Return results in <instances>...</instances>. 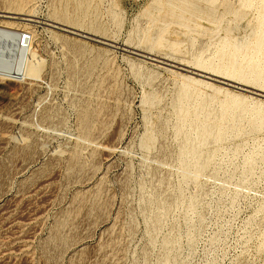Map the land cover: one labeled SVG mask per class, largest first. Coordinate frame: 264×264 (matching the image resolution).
Wrapping results in <instances>:
<instances>
[{
	"label": "rangeland",
	"instance_id": "374dc122",
	"mask_svg": "<svg viewBox=\"0 0 264 264\" xmlns=\"http://www.w3.org/2000/svg\"><path fill=\"white\" fill-rule=\"evenodd\" d=\"M167 1L33 0V21L0 17L44 61L32 83L0 76V264H264V98L185 71L264 94V0L187 13L151 50ZM234 93L242 116L222 117ZM201 123L223 137L200 143Z\"/></svg>",
	"mask_w": 264,
	"mask_h": 264
},
{
	"label": "bare ground",
	"instance_id": "6f19581e",
	"mask_svg": "<svg viewBox=\"0 0 264 264\" xmlns=\"http://www.w3.org/2000/svg\"><path fill=\"white\" fill-rule=\"evenodd\" d=\"M15 5H12L14 7H8L9 9H0V17L7 18V19H17L18 17L16 15H25L27 18L25 20L27 21H33V11H32V1L33 0H14ZM201 0H168L166 3L163 4V6H159L161 12H163L156 20H163L165 22H168L167 24L163 25V27L159 30V33L157 34L156 38L148 39L146 41H143L145 45L151 48V50L158 48V47H164L166 45L164 33L168 30V27L172 22H178L183 24L187 28H191L193 25L192 18L186 17V14L188 13L190 16H197V15H207L211 16L214 12V6L219 2V0H208L210 2V7L206 10L202 9L200 6ZM251 1V0H247ZM169 5V7H168ZM227 9L229 12L240 16L243 13V10H237L234 9L231 4L227 5ZM87 11V8L84 9V12ZM62 22H66V24L61 23L59 21H53L56 23H59L67 28H72L78 31H83V23L82 21L76 20V21H67V19L63 18L60 19ZM67 22H69L67 24ZM196 24V23H195ZM54 26V25H53ZM263 33L259 35L257 38V41L255 43L254 48L256 49L257 53L260 54L261 52H264V14H263ZM90 31V29H89ZM87 31V33H90ZM97 31V30H95ZM21 33L24 31H20ZM99 32V31H98ZM30 34V41L28 43L27 47H24L21 42V36L19 34V31L9 27L4 26L0 27V76L15 80H26L29 79L30 83L33 81H37L40 77L44 61L37 57L36 52L33 50L32 42H33V34L32 32H29ZM92 34V33H90ZM103 37H106V34L100 33ZM102 37V38H103ZM169 47L175 51L176 50V43L175 42H168ZM244 44V43H243ZM243 44L238 45V51L239 53L240 48L244 47ZM150 54V53H149ZM166 59V58H165ZM200 66L205 67L203 63H198ZM195 68V67H192ZM196 70L203 72L204 74H208V71L201 69V68H195ZM206 74V75H207ZM214 76H217L219 78H223L226 80H230L231 82L234 81L238 84H244L245 83L241 81L234 80L232 78L224 77L221 75H217L214 73ZM241 75H247V73L240 72ZM188 78L195 82V83H201L206 85H215L212 82L199 79L197 77L187 75ZM245 77V76H241ZM32 81V82H31ZM190 86L188 85L186 87V94L185 96L188 97ZM185 96H182L181 99H186ZM155 97H147L146 102L147 103H154ZM246 101V97L240 96L239 93H234L230 96V98L227 100L226 107L223 110L222 117H234L237 119L238 117H241L242 114L239 113L237 110L243 109L244 102ZM258 106L260 107L257 115V120L254 123L255 129H260L264 127V101L258 102ZM206 107V104L204 102L200 103L196 112V118H199L200 111L204 110ZM245 107V106H244ZM199 132V139L200 143H207L208 141L212 139H220L223 137L224 133L221 128H215L211 123H201L198 125ZM89 129H86V132H88ZM198 146L197 144H194L191 142L188 144L186 148V152H184L186 155L190 154H197ZM111 151V148L108 149V151Z\"/></svg>",
	"mask_w": 264,
	"mask_h": 264
},
{
	"label": "water",
	"instance_id": "95a60500",
	"mask_svg": "<svg viewBox=\"0 0 264 264\" xmlns=\"http://www.w3.org/2000/svg\"><path fill=\"white\" fill-rule=\"evenodd\" d=\"M186 72H189L193 75H197L199 76L200 78H203V79H207V80H211V81H215V82H218V83H221V84H224L228 87H231V88H234V89H237V90H240V91H243V92H246V93H250L254 96H257V97H261V98H264V94L260 93V92H257V91H252L238 83H232V82H229V81H224V80H220V79H216L212 76H209V75H206L202 72H196V71H187L185 70Z\"/></svg>",
	"mask_w": 264,
	"mask_h": 264
},
{
	"label": "built area",
	"instance_id": "2783aa9c",
	"mask_svg": "<svg viewBox=\"0 0 264 264\" xmlns=\"http://www.w3.org/2000/svg\"><path fill=\"white\" fill-rule=\"evenodd\" d=\"M21 36V42L24 47L28 46V43L30 41V34L27 31H24L20 34Z\"/></svg>",
	"mask_w": 264,
	"mask_h": 264
}]
</instances>
